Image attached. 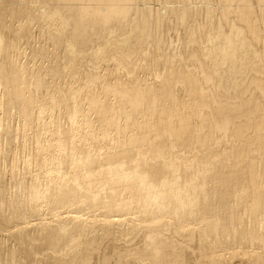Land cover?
Wrapping results in <instances>:
<instances>
[{"label":"bare ground","instance_id":"6f19581e","mask_svg":"<svg viewBox=\"0 0 264 264\" xmlns=\"http://www.w3.org/2000/svg\"><path fill=\"white\" fill-rule=\"evenodd\" d=\"M251 4L264 17V0H0V86L11 87L3 99L39 112L72 108L71 121L78 105L99 115L97 132L82 120L78 145L77 127L51 144L53 170L72 172L59 177L55 204L75 216L43 220L34 236V225L0 214V232L17 244L0 264H68L71 254L74 264H94L100 238L138 243L117 252L118 264L133 252L150 264H182L176 234L199 242L201 261L192 264H264V25ZM170 16L183 28L174 52L163 32ZM33 30L55 50L31 44ZM22 40L39 57L34 72L19 60ZM107 60L114 68L102 67ZM84 67L70 93L66 81Z\"/></svg>","mask_w":264,"mask_h":264},{"label":"rangeland","instance_id":"374dc122","mask_svg":"<svg viewBox=\"0 0 264 264\" xmlns=\"http://www.w3.org/2000/svg\"><path fill=\"white\" fill-rule=\"evenodd\" d=\"M254 6H255V4L252 5V8ZM254 11H257V13H259V14H256V12H255L254 13V17H255V14H256L258 19H259V17H262L261 20H258L260 22H258L256 20L257 21L256 23H263V25H264L263 14L260 15V12H258V10H256V6L254 7ZM200 12H199V16L202 13V12L201 13ZM202 15L204 16L203 13H202ZM202 15H201V17H203ZM201 17H198V15H197V20L200 19ZM174 19L175 18H172V16H170L168 18V20H166L165 25H164L165 27L163 28V30H165V31H163V32H165V35H164L165 41H169L170 42V43L169 42H166V43L167 44L169 43L168 45L173 43V44H171L172 45V51L171 52L176 51V50H174L176 48L175 46H177L179 44L178 41H179V38H181L180 35H182V32H183V28L181 26L178 27L177 26L178 24H177L176 20L174 21ZM201 19H204V18H201ZM202 21L203 20H200V21L198 20V22H202ZM175 24H176L177 27L175 26ZM258 25H259L260 29L263 28L262 24H258ZM262 30L264 31V28ZM262 30H260L261 34H264V32ZM178 34H179V36H178ZM32 36H33V39L32 38L30 39V41L33 40V41L30 42L31 44L33 43L34 45L44 46V48H46V50L49 49V48L52 51L55 50V48L52 45H50L49 40H48V38H47V36H46V34L44 32L43 33H41V32L39 33V31L33 30ZM177 38H178V40H177ZM21 42H22V43H20V45H21L20 46L21 47L20 48L21 54L19 56V60H20V62H22L23 65L25 64L27 68L28 67H29V69L34 68V69H32V72H34V70L36 71V69H37L33 65V64H35L34 61L36 59V61L38 62L39 61L38 60L39 57L31 53V50H30L31 47H30V43L29 42H27L29 44L26 43V40H22ZM176 42L178 44H176ZM174 44H176V45H174ZM52 47H53L54 50L52 49ZM167 47L168 46L166 45V48ZM173 47H174V49H173ZM169 48H170V46H169ZM46 50L44 51L45 53L47 52ZM56 50L58 52V49H56ZM170 50H171V48L168 51H170ZM37 57H38V59H37ZM1 62L3 63V59L1 60ZM43 63L46 64V60L43 61ZM5 65H6V63H3L2 67H4ZM102 65L101 66L103 68H107L108 66H106V65H110L109 67H111L112 65H114V62L110 61V60H107V62L105 61L104 63H102ZM101 66L99 67L98 71H102L103 70V68H101ZM86 68L87 67H84L79 72V74H76L75 77L73 78L74 80L69 78L68 81H66V83H65L66 86L65 87H67V88H65V89L67 91L69 90V92L71 91L70 93H75L76 90L79 87H81L82 80H84V76L86 75V72L88 73V71H89ZM111 68H114V66H112ZM85 70H87V71H85ZM157 70H159V69L157 68L154 71H157ZM120 72L122 73V75L124 73L126 74V71L124 70V68H122ZM146 77H147L148 81L151 80V75L150 76L146 75ZM77 85H79V86H77ZM90 86H91V88H90ZM90 86L88 87V89L89 88H90V90L93 89L91 91H94V92L98 91L97 88L94 87L93 85H90ZM76 87H78V88L76 89ZM2 88L0 86V149H1L0 150V201H1L0 202V214L3 215V216L6 215V217H9L10 219L12 218V220H14V221L17 220L19 222H22L25 225L26 224L34 225V227H36V228L34 229L33 227L32 228L29 227L28 232L31 235L33 234L35 236L37 234L38 230L40 229V226L42 224L41 222H43V220H49L53 216L62 215V213H65L62 216H64V215L66 216V213H67L68 216H69V214L72 217L75 216V214H74L75 210L71 209L72 210L71 211L68 208L69 209V211H68L67 208L66 209L65 208H59V207L57 208V205L55 204L56 203V200H55L56 197L59 195V193L63 190L62 188L65 186L63 183H62L63 185L60 184L61 181H60L59 177L62 176V174H63V176H64V174H66L67 176L65 175V178H68L72 174L70 169H68V170L65 169V168H67L65 165H61V167H59V172H58V170L56 171L55 169H54L55 172H53L54 171L53 168H52L53 166H51V165H53V163H55L54 161H56L55 154H53V153L54 152L56 153L59 149L57 148L58 149L57 150V149L53 148L54 146L53 147H51V146L54 145L53 143L56 142V140H54V138H56L57 136L60 137V134H58L57 132H59V130H61L63 128L64 129H70V128L72 129V127H77L76 130L74 128L76 136H74V138L73 137L72 138H73L74 144H76V143L79 144L78 140L80 139V136L82 134H85V130L86 131L88 130L86 127H84L85 125H83L84 124L83 121L85 119L89 120L90 123H92V125H93L94 132H97L98 131V123H99V121H98V119H99L98 116L99 115L97 114L98 112L94 111V110H90L89 112H87L85 105H82L83 107L81 105H78L79 107L77 106V108L80 109V113L78 112L76 114V117H75L74 121H71V118H70V116L72 115V112H71L72 108L71 109L70 108H66L65 109L63 106H62V108L60 110H58V107L57 108L55 107V109H53L52 111H50V110L47 111L46 110L47 112L46 111L45 112H39L38 111V107H35V106H33L34 108L31 107V108H27V109L24 110L22 105H21V103H18V101L16 102V100H12V99H11V101L3 99L5 97V95H4L5 92L4 91L6 89H7V91L11 90V87L7 86L4 89V86H2ZM72 89H76V90L72 91ZM2 92H3V94H2ZM78 101H79L78 104H81L82 102H83L82 104H84L83 97L80 96L78 98ZM20 107H21V109H20ZM81 108H85V112H82ZM61 110H63V111H61ZM22 111L25 112V114H23ZM83 113L86 114V115H83ZM88 113H90V114H88ZM25 115L29 116L28 119H27V122H26V119H25L27 116H25ZM83 117H85V118L83 119ZM88 118H90V119H88ZM51 121H52V124H51ZM55 123H56V125H55ZM81 130H82V132L80 133ZM78 132H79V135H77ZM78 144H76V145H78ZM68 146H70V145H68ZM68 146H66V151L69 152V151H71L70 148L72 147V145H71V147H68ZM46 148H48V149H46ZM51 152H53V153H51ZM45 157H47V158H45ZM53 158H54V160H53ZM43 159H46V160H43ZM44 161H47V162H44ZM50 162H51V164H50ZM45 163H48L51 166L53 171L51 169H49L50 167L45 165ZM96 165L98 167V164H94L93 165L94 169L92 168L93 170L97 169L95 167ZM46 166L48 167V170H47ZM48 171L49 172L51 171V173H50L51 176L49 175ZM13 172L16 173L15 176L13 175ZM55 173H56V175H55ZM47 175H48V177H47ZM53 175H55V176H53ZM56 176H58V179L56 178ZM52 179H54V180H52ZM66 184H70V183L67 182ZM47 185H49V186H47ZM34 187H35V190H36V198L37 199L35 198V199H32L31 201L28 202L27 199L30 197L29 193L32 191L31 188H34ZM50 193H52V194H50ZM106 193H108V190L102 188L100 190L99 194H100L101 197H105V196H108V194H106ZM102 194H103V196H102ZM104 194H105V196H104ZM13 197H15V198H13ZM13 199L14 200L17 199L18 202L16 201V204L13 203ZM14 205H15L16 208L14 207ZM18 206L20 207L19 209H17ZM54 206H56V208ZM48 209H50V210H48ZM3 211H4V213H3ZM12 211H14V212H12ZM238 213H240V215H241V211L238 212ZM242 214L244 215L243 212H242ZM77 215L79 216L78 217L79 219H84V218H88L89 217L88 215H86V212H84V213L80 212V213H77ZM78 218H77V220H78ZM21 219H24V220H21ZM95 225L96 224L94 223V226ZM31 231H32V233H31ZM4 232L5 231H3V232L1 231L0 232V247L3 244V246L1 247L2 249L0 248V257L3 260L9 261V258H8V255H7L8 252L4 248L7 249V248L11 247V249H12L15 246L17 247V244H15V242H14V245H13L12 244L13 241L11 239H8V238L5 239L6 238V234ZM1 233H3V234H1ZM175 238L180 243L179 244L177 242L178 246H180L181 249L183 250V254H184L183 258H185V259H183L182 264H190V262L192 264L195 261H201V255H200L201 254V249H198L199 242L197 241V239H194V237H193L190 241H185L186 239L181 238L177 234L175 235ZM182 240H183V243H181ZM108 241H109L108 238H100L99 241L97 242V245L95 243V246H94V248L92 250L89 248L88 254H90V252L92 251L91 252V256L88 255L89 258L90 257L92 258V259L90 258L91 263L101 264V260H99V259H101L103 257V255H104L103 253H105V256H107L109 258L108 259V264H116V263L118 264V261L116 259L118 258V253L117 252L120 251V249H123V250H121V252H122V254H124L125 253L124 252L125 248H128V247L134 248V247H136L138 245V243H136L137 245L136 244L134 245L135 241H132V243L130 242L131 245L128 244V243L123 244L122 242H119V243L116 242V243L113 244V242H111V241L108 242ZM1 242H2V244H1ZM184 243L186 245L188 243L189 247L184 245ZM126 246H128V247H126ZM184 246H186V248ZM115 251H116V253H115ZM191 252L192 253L195 252L194 256H191L192 255ZM76 254L77 253H75V255ZM98 255H99V257H98ZM100 255H102V257ZM68 256H69L68 257L69 260L71 258L70 261H72V263L69 260L67 261V263L69 262L68 264H74V262L77 260L76 257L74 256L75 258H72L73 254L68 255ZM135 256L136 255L133 252V258H132V255H131L130 256L131 258L129 257V258L126 259V257H125V259H124V257H123V259H124V261L126 260L128 262L127 263L125 261L127 264H131V263L132 264H141V263L142 264H144V263L147 264V262H149V260L148 261L144 260L142 262V260H143L142 258H138L136 256L137 259H135L136 258ZM240 256H241V254L240 255L237 254V258H239ZM18 258H20V255H17V259ZM225 258L229 259L230 257L227 258V256L225 255ZM138 259H139V261H138ZM140 259H141V261H140ZM173 260H174L175 263L173 262ZM173 260H172V262L170 264H172V263L173 264H177L176 262H178L179 259H177V261H176V259H173ZM235 260H236V258H235ZM185 261H186V263H184ZM40 264H48V263H45V261H44V262H42ZM148 264H150V262ZM178 264H179V262H178Z\"/></svg>","mask_w":264,"mask_h":264}]
</instances>
